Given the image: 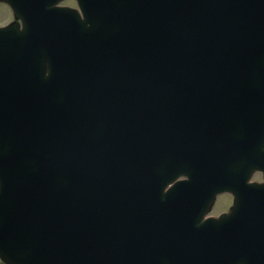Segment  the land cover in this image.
I'll list each match as a JSON object with an SVG mask.
<instances>
[{
	"label": "water",
	"instance_id": "1",
	"mask_svg": "<svg viewBox=\"0 0 264 264\" xmlns=\"http://www.w3.org/2000/svg\"><path fill=\"white\" fill-rule=\"evenodd\" d=\"M0 1L22 24L0 30V260L148 262L166 223L156 261L214 264L211 220L193 236L183 195L204 216L229 144L264 119V0H77L81 16ZM238 156L234 182L242 162L264 172ZM247 229L226 264H264V214Z\"/></svg>",
	"mask_w": 264,
	"mask_h": 264
},
{
	"label": "flooded vegetation",
	"instance_id": "2",
	"mask_svg": "<svg viewBox=\"0 0 264 264\" xmlns=\"http://www.w3.org/2000/svg\"><path fill=\"white\" fill-rule=\"evenodd\" d=\"M0 7H3V12H5V16L7 17L6 18L7 21L5 23H3V24H0V25H5L6 23H9L11 21V19H12L11 18V13H10V10L8 9V7H6L4 4H0ZM222 199H224V200H222ZM220 202H224V203H220ZM217 203H219V204L217 206L218 207V212L216 214L222 213L224 211L222 208H225V210H227L228 207L230 206L231 199H230L229 196L224 195V196H221L219 198Z\"/></svg>",
	"mask_w": 264,
	"mask_h": 264
},
{
	"label": "bare ground",
	"instance_id": "3",
	"mask_svg": "<svg viewBox=\"0 0 264 264\" xmlns=\"http://www.w3.org/2000/svg\"><path fill=\"white\" fill-rule=\"evenodd\" d=\"M198 201L201 202L202 199L198 198ZM206 205H207V204H206ZM210 208H211V206H209V213L212 214V210H211ZM222 209L224 210V211H223L224 216H223V217L216 216V219H215V224H216V225L220 224V222L223 221L224 218H227V215H226L227 211L225 210V208H222ZM204 221H205V220H204ZM202 225H204V223L200 224V227H201V229L203 230L205 226H202ZM176 237H177L179 240L184 241V239H183V237H182L181 235L176 234ZM137 238H138V235H133V236L131 237V240H135V239H137ZM185 242H187V239H185Z\"/></svg>",
	"mask_w": 264,
	"mask_h": 264
},
{
	"label": "rangeland",
	"instance_id": "4",
	"mask_svg": "<svg viewBox=\"0 0 264 264\" xmlns=\"http://www.w3.org/2000/svg\"><path fill=\"white\" fill-rule=\"evenodd\" d=\"M65 4L69 5V6H74V3L71 1H66ZM7 17L5 16V12H3V7H0V24H3L7 21L6 19ZM217 209L214 210V212H216Z\"/></svg>",
	"mask_w": 264,
	"mask_h": 264
}]
</instances>
